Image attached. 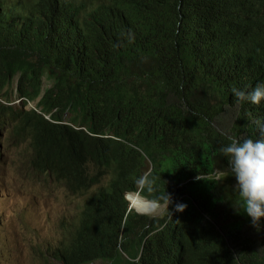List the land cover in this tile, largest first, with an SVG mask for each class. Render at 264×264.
<instances>
[{
	"label": "trees",
	"instance_id": "1",
	"mask_svg": "<svg viewBox=\"0 0 264 264\" xmlns=\"http://www.w3.org/2000/svg\"><path fill=\"white\" fill-rule=\"evenodd\" d=\"M227 65L264 82V0H0V157L26 143L83 199L46 264H264L219 153L264 136V101ZM139 191L170 211H131Z\"/></svg>",
	"mask_w": 264,
	"mask_h": 264
},
{
	"label": "rangeland",
	"instance_id": "2",
	"mask_svg": "<svg viewBox=\"0 0 264 264\" xmlns=\"http://www.w3.org/2000/svg\"><path fill=\"white\" fill-rule=\"evenodd\" d=\"M14 143L2 145L0 157V264H45L42 252L65 239L83 199L57 182L34 176L28 145ZM155 205L149 215L161 216L171 208V202Z\"/></svg>",
	"mask_w": 264,
	"mask_h": 264
},
{
	"label": "clouds",
	"instance_id": "3",
	"mask_svg": "<svg viewBox=\"0 0 264 264\" xmlns=\"http://www.w3.org/2000/svg\"><path fill=\"white\" fill-rule=\"evenodd\" d=\"M239 64L241 65V68L244 65L243 70L254 69L243 61H241V63ZM227 67L230 73L234 77H236L241 83L252 87L250 90L238 89L234 87L232 89V92L237 100H247L254 105H259L262 101H264V82H259L257 79H249L244 75L243 71L242 73H238L233 67L229 65H227ZM19 101L20 99H16L14 103H18ZM29 104L30 105L32 104L31 106L33 108H36L34 102H29ZM260 128L261 131H264V124H261ZM228 139H229L228 143L222 144L219 147V153L227 159L231 173L235 178L236 183L234 187L238 190L239 197L241 198L240 207L243 209V213H245L248 217H250L253 226H257L261 223L262 218H264V136L258 137L256 139H253L251 137H246L242 139L237 137H229ZM32 174L34 176H38L33 172ZM42 179L46 182H48V180H51L49 177L48 180L45 178ZM52 181L57 182L55 180ZM137 183L144 184L145 177L143 176L139 177ZM151 183H152L151 180L147 181V184L149 186L151 185ZM149 190H151L150 187ZM132 193L140 194L143 198L154 202V204L155 203L162 204L150 200L147 197H144L141 191L129 192L127 194V199L130 202L131 211L134 210L140 213L139 211L133 208V205L129 200V195ZM167 199L168 202L170 203V197L168 193H167ZM175 207L177 211H183L186 205L184 203H177ZM150 216H155V215H150ZM75 231L76 230L74 227V223L72 222L69 228L70 242L73 239ZM58 248H59L58 245L50 247L48 251L42 252L43 257L44 255L46 256H50V254L55 255L59 251ZM97 262H101L102 264H105L102 261H97Z\"/></svg>",
	"mask_w": 264,
	"mask_h": 264
},
{
	"label": "bare ground",
	"instance_id": "4",
	"mask_svg": "<svg viewBox=\"0 0 264 264\" xmlns=\"http://www.w3.org/2000/svg\"><path fill=\"white\" fill-rule=\"evenodd\" d=\"M133 208L142 214H150L156 211L157 205L154 202L143 198L140 194L132 193L129 195Z\"/></svg>",
	"mask_w": 264,
	"mask_h": 264
}]
</instances>
